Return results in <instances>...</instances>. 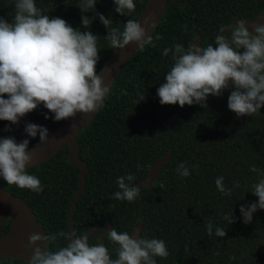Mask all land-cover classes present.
Instances as JSON below:
<instances>
[{
  "label": "trees",
  "instance_id": "16d2710c",
  "mask_svg": "<svg viewBox=\"0 0 264 264\" xmlns=\"http://www.w3.org/2000/svg\"><path fill=\"white\" fill-rule=\"evenodd\" d=\"M78 2L36 0L50 17L62 18L73 28L99 36V71L113 52L104 40L107 29L97 18L85 30L81 16L91 19L99 12L123 30L128 19H138L147 0H134L136 10L131 16L116 13L113 0H98L95 11L86 14L81 13ZM261 13L264 0H168L152 33L162 39H154L155 47L146 46L144 51L134 53L113 82L104 107L76 138V161L85 163L88 170L83 177L85 189L79 194L74 211L71 212L72 199L79 188L80 168L69 162L67 145L28 169L40 179L42 193L9 186L2 179L0 186L31 208L36 224L46 233L69 230L86 235L99 224L111 227L110 230L131 232L135 222L142 219L140 236L162 239L168 247L169 257L156 258L157 264H264V210H257L250 224L243 223L239 212L241 206L258 202V197L250 192L251 186L264 178V108L252 117H237L227 106L231 87L220 97L209 96L207 108L195 104L184 108L178 104L162 106L157 95L172 65L171 56L162 55L165 47H187L197 40L202 47L214 45L220 25L254 19ZM14 14V0H0V16L11 23ZM46 115L50 118L45 119ZM63 122H56L41 105L18 125L0 121V138L12 136L17 142L29 139L31 147L39 136L28 137L26 124L44 126L50 133ZM168 151L171 157L162 166L157 183L141 187L138 200L129 203L112 199L119 190L117 177L132 173L136 185ZM184 162L190 171L187 178L176 171ZM253 166L260 171L252 172ZM217 177H223L225 187L232 189L231 196L217 190ZM230 212L236 222L227 224L223 216ZM208 221L214 229L223 228L226 236L218 238L214 231L209 236ZM10 223L9 218L0 221V237L9 231ZM106 236L101 243L115 258L116 245ZM88 237L90 244L97 243L96 233ZM64 245L60 239L50 248ZM0 264L27 262L7 257Z\"/></svg>",
  "mask_w": 264,
  "mask_h": 264
},
{
  "label": "clouds",
  "instance_id": "9594fccd",
  "mask_svg": "<svg viewBox=\"0 0 264 264\" xmlns=\"http://www.w3.org/2000/svg\"><path fill=\"white\" fill-rule=\"evenodd\" d=\"M14 2L12 22L0 16V121L12 125H18L41 105L56 122L74 121L77 114L89 117L104 107L111 85L106 81L105 70L97 69L100 38L88 30L94 19L98 18L107 29L104 40L113 50L123 52L135 45L136 51H144L146 46L155 47L154 39H162L150 34L154 24L149 19L142 23L128 19L121 30L113 26L111 19L96 12L91 19L81 16V27L88 30L81 31L62 18L45 14L36 0ZM97 3L98 0H79L77 7L86 14L95 11ZM113 3L121 16H131L136 10L134 0ZM162 55L172 59L164 83L157 90L162 106L178 104L184 108L195 104L207 108L209 96L220 97L231 87L227 106L237 117H252L264 108V23L237 19L219 26L214 45L175 44L165 47ZM122 94L126 92L122 90ZM77 127L75 122L70 124L72 132ZM24 131L30 138L39 136L40 145L48 143L46 127L28 123ZM29 144V139L17 142L12 136L0 138V179L9 186L40 194L44 186L28 171L33 164ZM137 169L141 170V165L137 164ZM250 170L260 171L255 166ZM176 171L184 178L190 175L186 162L180 163ZM134 180L132 173L117 177L119 190L112 199L129 203L138 200L141 188ZM215 185L222 195L231 196L232 189L225 187L223 177H217ZM250 192L258 197V202L240 207L244 224L252 223L257 210H264V178L253 184ZM223 220L227 224L236 222L232 212L224 214ZM33 227L37 230L28 236L26 247L32 255L27 264H157L156 258L167 259L170 255L164 240L142 238L138 231L118 232L112 228L107 232L106 238L116 245L113 258L104 243L90 244L88 235L69 230L50 234L39 230L38 225ZM206 230L209 236L213 231L218 238L226 236V231L221 227L214 229L211 221L206 223ZM60 239L65 245L52 250L50 245Z\"/></svg>",
  "mask_w": 264,
  "mask_h": 264
},
{
  "label": "water",
  "instance_id": "95a60500",
  "mask_svg": "<svg viewBox=\"0 0 264 264\" xmlns=\"http://www.w3.org/2000/svg\"><path fill=\"white\" fill-rule=\"evenodd\" d=\"M168 0H147L144 9L139 15L137 21L143 22L144 19H149L150 23L154 24V28L150 29V34H152L157 28L161 21L162 16L165 13V6ZM250 23H264V13H261L254 19H247ZM236 21V20H235ZM234 21V22H235ZM233 22V23H234ZM199 45V41H196ZM201 46V45H200ZM136 52V46L130 45L126 50L121 52L120 50H113V52L108 56L107 60L103 63L100 69H104V75L106 81L112 86L118 74L122 71L125 64ZM97 114V113H96ZM89 117H84L82 114H77L75 120H66L56 129L49 133L48 143L45 145H40L37 141L34 145L29 147L30 153L33 155L34 165L45 161L52 154H55L59 149L64 146H68L70 153L68 155V160L72 165L80 168L78 174V191L72 199L71 212L74 211V206L76 200L81 192L85 189L84 175L86 174L88 167L85 163H78L76 161L77 156V136L86 128L89 121L96 115ZM77 123L78 127L75 132L70 129L71 123ZM171 157V152L168 151L164 155L160 156L149 168L145 178L140 180L136 185L137 187H151L154 186L159 178L162 166ZM9 218L10 228L9 231L0 237V261L7 257L18 258L22 260H30L32 251L26 246L28 244V236L31 232L37 230L34 225H38L35 222V216L29 206L19 197L13 196L10 192L4 190L0 186V221H4ZM39 230L44 231L40 225ZM143 227L142 219H138L133 225L131 232H140ZM111 227L108 226V230ZM130 232V233H131ZM93 233L90 230L86 235Z\"/></svg>",
  "mask_w": 264,
  "mask_h": 264
},
{
  "label": "flooded vegetation",
  "instance_id": "af4514ba",
  "mask_svg": "<svg viewBox=\"0 0 264 264\" xmlns=\"http://www.w3.org/2000/svg\"><path fill=\"white\" fill-rule=\"evenodd\" d=\"M70 223V222H69ZM110 230V229H109ZM108 226L105 224H99L93 229V233H96V241L102 242L104 237L107 235ZM92 234V233H91Z\"/></svg>",
  "mask_w": 264,
  "mask_h": 264
}]
</instances>
